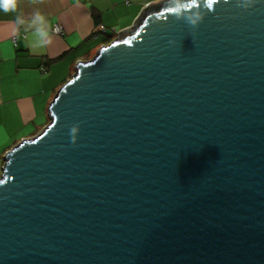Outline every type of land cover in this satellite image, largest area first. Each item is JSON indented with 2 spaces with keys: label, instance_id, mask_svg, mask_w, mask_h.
Masks as SVG:
<instances>
[{
  "label": "water",
  "instance_id": "water-1",
  "mask_svg": "<svg viewBox=\"0 0 264 264\" xmlns=\"http://www.w3.org/2000/svg\"><path fill=\"white\" fill-rule=\"evenodd\" d=\"M200 2L144 6L5 154L0 264H264V0Z\"/></svg>",
  "mask_w": 264,
  "mask_h": 264
},
{
  "label": "crops",
  "instance_id": "crops-1",
  "mask_svg": "<svg viewBox=\"0 0 264 264\" xmlns=\"http://www.w3.org/2000/svg\"><path fill=\"white\" fill-rule=\"evenodd\" d=\"M152 2L20 0L16 12L0 10V177L5 154L48 125L49 106L75 73L76 64L92 59L118 31L132 26L142 8ZM37 10L46 18L48 44L39 43L37 25L30 24ZM17 15L25 20L18 27ZM56 24L64 28L63 34L52 31Z\"/></svg>",
  "mask_w": 264,
  "mask_h": 264
},
{
  "label": "clouds",
  "instance_id": "clouds-1",
  "mask_svg": "<svg viewBox=\"0 0 264 264\" xmlns=\"http://www.w3.org/2000/svg\"><path fill=\"white\" fill-rule=\"evenodd\" d=\"M155 2H159V0H155ZM252 0H244V7L247 8L250 6ZM216 0H204L203 6L208 10H213ZM20 0H0V10L4 12H16L19 8ZM201 2L200 0H169L168 6L165 9V13L168 15H172L176 18L184 17L185 13H189L186 17L189 23L196 24L200 19V12L197 11L195 13L192 12L193 8L197 10L200 8ZM25 20L21 15H17L15 19V24L17 27L21 24H24ZM31 25H37L35 28V35L39 37L40 44H48L50 43V39L48 36V32L46 30V18L40 11H35L32 14ZM73 132L77 131V128L72 129ZM72 142L75 143V138L73 137Z\"/></svg>",
  "mask_w": 264,
  "mask_h": 264
},
{
  "label": "built area",
  "instance_id": "built-area-1",
  "mask_svg": "<svg viewBox=\"0 0 264 264\" xmlns=\"http://www.w3.org/2000/svg\"><path fill=\"white\" fill-rule=\"evenodd\" d=\"M52 31H53L54 33H56V34H63V33H64V28H63L61 25L56 24V25L53 27ZM103 31H106V28H105V27H103ZM117 36H118V35H117ZM117 36H116V37H117ZM116 37H115V38H116ZM115 38H114V39H115ZM17 40H18V35H16V36L13 37V41H14L15 44L17 43Z\"/></svg>",
  "mask_w": 264,
  "mask_h": 264
},
{
  "label": "trees",
  "instance_id": "trees-1",
  "mask_svg": "<svg viewBox=\"0 0 264 264\" xmlns=\"http://www.w3.org/2000/svg\"><path fill=\"white\" fill-rule=\"evenodd\" d=\"M112 41V40H111Z\"/></svg>",
  "mask_w": 264,
  "mask_h": 264
}]
</instances>
